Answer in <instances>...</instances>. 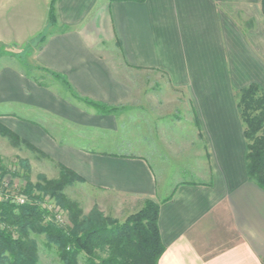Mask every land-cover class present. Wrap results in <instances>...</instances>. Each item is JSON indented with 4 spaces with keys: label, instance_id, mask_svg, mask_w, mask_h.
<instances>
[{
    "label": "crops",
    "instance_id": "crops-1",
    "mask_svg": "<svg viewBox=\"0 0 264 264\" xmlns=\"http://www.w3.org/2000/svg\"><path fill=\"white\" fill-rule=\"evenodd\" d=\"M51 1L0 0V47L22 51L41 34ZM55 9L57 24L29 65L123 110L102 115L61 80L42 85L12 60L0 66V123L90 185L136 205L158 202L159 264H264V190L247 174L237 98L251 84L264 89L263 0H57ZM132 71L161 73L185 94L206 143L207 179L161 193L147 156L112 150L135 98Z\"/></svg>",
    "mask_w": 264,
    "mask_h": 264
},
{
    "label": "rangeland",
    "instance_id": "rangeland-1",
    "mask_svg": "<svg viewBox=\"0 0 264 264\" xmlns=\"http://www.w3.org/2000/svg\"><path fill=\"white\" fill-rule=\"evenodd\" d=\"M21 53L23 51L0 47V66L14 60L28 76L41 83L53 80L44 70L27 68L23 64L25 56H19ZM126 80L133 86L135 98L119 118L121 130L112 137V150L116 147L120 151L122 146L121 151L128 154L147 156L159 175L161 193H168L183 182L207 179L209 155L206 143L201 138L193 111L184 108L185 94L171 88L166 77L154 71H132ZM102 132L96 129L91 135L97 138V149H104ZM26 142L22 138L7 137L0 130V166L5 173L2 180L6 193L3 194L7 197H26L23 191L28 183L33 186L35 195H43L37 185L48 186L49 182L60 178L61 163ZM44 195L46 204L42 207L49 210L47 218L43 215L34 217V224H26L23 229L10 226L15 236L22 233L26 242L35 246L36 264H66L60 257L58 244L50 241L40 229L48 218L54 219L62 228L70 229L75 227L73 215L83 220L98 211L106 218L123 222L142 206L133 204L135 201L131 198L104 191L85 181ZM78 264H86L84 254L79 256Z\"/></svg>",
    "mask_w": 264,
    "mask_h": 264
},
{
    "label": "trees",
    "instance_id": "trees-1",
    "mask_svg": "<svg viewBox=\"0 0 264 264\" xmlns=\"http://www.w3.org/2000/svg\"><path fill=\"white\" fill-rule=\"evenodd\" d=\"M56 1H51L47 28L31 39L19 55L23 58L25 56L23 64L27 68L32 67L26 57L42 48L50 27L57 24ZM39 69L64 82L74 98L94 107L102 115L117 114L123 110L122 106H111L81 97L63 76L49 69ZM237 98L247 139V174L249 180L264 190V89L258 84H251L239 90ZM0 130L7 137L20 139L2 123ZM59 167L58 181L49 182L48 186L37 185L43 195H35L33 186L28 183L23 192L27 194L25 196L30 202L20 204L14 197L3 194L6 193L5 181L2 180L5 173L0 166V264H36L35 246L26 242L24 234L15 236L10 226H21L23 229L26 224H34V217L43 215V218H47L49 210L42 207L46 204L44 194H53L67 185L85 181L65 165L60 164ZM159 210L160 204L148 199L137 212L129 215L123 222L106 218L102 213L95 211L83 220H80L78 215H73L75 227L70 229L62 228L61 224L52 218H48L40 229L50 241L58 244L60 257L66 264H78V258L82 254L86 256V264H159L165 249L158 224Z\"/></svg>",
    "mask_w": 264,
    "mask_h": 264
},
{
    "label": "built area",
    "instance_id": "built-area-1",
    "mask_svg": "<svg viewBox=\"0 0 264 264\" xmlns=\"http://www.w3.org/2000/svg\"><path fill=\"white\" fill-rule=\"evenodd\" d=\"M16 202L20 203V204H24V203H28L30 202L29 199L27 197H23V196H20L17 198H15Z\"/></svg>",
    "mask_w": 264,
    "mask_h": 264
}]
</instances>
